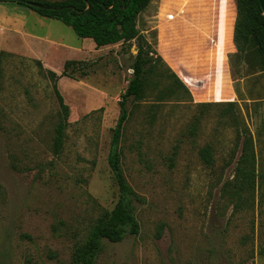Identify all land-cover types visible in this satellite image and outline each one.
Wrapping results in <instances>:
<instances>
[{
	"label": "rangeland",
	"instance_id": "obj_1",
	"mask_svg": "<svg viewBox=\"0 0 264 264\" xmlns=\"http://www.w3.org/2000/svg\"><path fill=\"white\" fill-rule=\"evenodd\" d=\"M181 2L152 0L138 19L156 66L144 97L128 101L119 146L125 177L142 200L135 203L139 232L104 240L95 264H264V100L202 101L214 72H202L197 88L165 61L162 45L176 37ZM15 3L0 2V30L9 36L2 47L19 49L12 39L24 32L57 43L31 47L40 63L11 50L0 56V264H75V246L118 198L107 154L136 41L95 47ZM70 59L77 63L57 80L68 121L55 153L60 107L47 68L61 74ZM245 133L255 172L241 187L236 161ZM206 145L210 164L199 153Z\"/></svg>",
	"mask_w": 264,
	"mask_h": 264
},
{
	"label": "trees",
	"instance_id": "obj_2",
	"mask_svg": "<svg viewBox=\"0 0 264 264\" xmlns=\"http://www.w3.org/2000/svg\"><path fill=\"white\" fill-rule=\"evenodd\" d=\"M24 4L39 15L59 20L70 26L79 38H90L95 47L109 44H124L136 41V53L132 61V76L119 99V115L113 128L112 139L107 154V162L118 188V198L110 210H105L90 228L84 241L74 248L72 259L75 264H95L102 250L104 240L119 242L127 235L139 232L135 215V203L142 201L139 194L128 183L121 165L120 136L132 108L128 101L136 105L145 94V79L156 66L151 45L138 26V18L152 0H0ZM36 3L37 5L30 4ZM236 18L233 30V43L238 51H243L253 41L264 57V16L258 0H235ZM157 55V54H156ZM161 59L160 56H156ZM40 63L39 60H37ZM77 60L64 62L61 74L47 68L52 87L59 103V118L54 127L53 149L60 152L68 119V105L57 87L59 77L67 76V69ZM170 69V68H169ZM177 82L185 90L187 86L172 71ZM234 105V101H228ZM225 112V111H224ZM200 156L206 164L212 162L209 145L202 147ZM236 174L242 177L240 186L246 179H252L255 172L252 138L245 133L241 140V151L237 159Z\"/></svg>",
	"mask_w": 264,
	"mask_h": 264
},
{
	"label": "crops",
	"instance_id": "obj_3",
	"mask_svg": "<svg viewBox=\"0 0 264 264\" xmlns=\"http://www.w3.org/2000/svg\"><path fill=\"white\" fill-rule=\"evenodd\" d=\"M181 1L183 14L176 22V37L167 36L162 45L161 55L165 61L179 71L185 83L197 88L204 86L202 81L206 75L202 72H214L212 90L203 94L208 98L202 101L264 100V57L253 41L243 51H238L233 43L235 0H230L228 6L225 0ZM53 38L38 33H20L12 40L20 43L21 47L15 49L0 45V56L2 51L11 50L42 59L35 47H31L41 43L56 44ZM2 39L9 40L8 30H0ZM220 71L222 73L219 74Z\"/></svg>",
	"mask_w": 264,
	"mask_h": 264
},
{
	"label": "water",
	"instance_id": "obj_4",
	"mask_svg": "<svg viewBox=\"0 0 264 264\" xmlns=\"http://www.w3.org/2000/svg\"><path fill=\"white\" fill-rule=\"evenodd\" d=\"M259 2V5H260V8H261V11H262V14L264 16V0H258ZM30 4H34V5H37L36 3H33V2H29Z\"/></svg>",
	"mask_w": 264,
	"mask_h": 264
}]
</instances>
